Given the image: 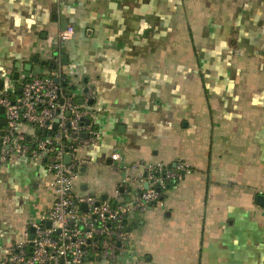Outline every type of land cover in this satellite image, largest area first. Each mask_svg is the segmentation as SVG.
<instances>
[{
    "label": "crops",
    "instance_id": "1",
    "mask_svg": "<svg viewBox=\"0 0 264 264\" xmlns=\"http://www.w3.org/2000/svg\"><path fill=\"white\" fill-rule=\"evenodd\" d=\"M28 63L95 91L101 135L76 151L77 195L130 202L125 166L191 168L131 213L129 242L103 264H264V0H0V98ZM19 132L34 144L38 131ZM49 179L45 159L0 161V264L51 206Z\"/></svg>",
    "mask_w": 264,
    "mask_h": 264
},
{
    "label": "built area",
    "instance_id": "2",
    "mask_svg": "<svg viewBox=\"0 0 264 264\" xmlns=\"http://www.w3.org/2000/svg\"><path fill=\"white\" fill-rule=\"evenodd\" d=\"M74 33L75 27L70 24L60 31L59 40L65 42ZM63 78L74 88L65 89L61 85ZM20 87V92L13 88L0 98L7 120L0 128V161L7 163L14 156L47 160L50 179L46 185L53 199L47 212L35 224L32 243L29 238L16 242L5 264L113 262L129 242L131 213L144 212L160 204L170 183L182 179L191 171L190 166L185 162L171 167L164 162L139 161L125 166L120 186L132 197L130 202L123 197L114 201L77 195L75 181L79 163L74 160L76 151L81 144L98 145L101 135L91 120L95 110L89 100L95 97L94 89L63 68L32 71L21 78ZM11 91L16 93L14 99ZM81 95H84L83 103L79 101ZM84 118L89 119V124ZM22 123L42 132V135L37 134L33 145L19 132ZM83 132L87 133L86 138L81 137ZM67 155L72 157L70 163L65 161ZM112 159L120 161L122 158L115 152ZM117 193L121 194L120 190L117 189ZM82 204H87V210L81 208Z\"/></svg>",
    "mask_w": 264,
    "mask_h": 264
},
{
    "label": "water",
    "instance_id": "3",
    "mask_svg": "<svg viewBox=\"0 0 264 264\" xmlns=\"http://www.w3.org/2000/svg\"><path fill=\"white\" fill-rule=\"evenodd\" d=\"M57 53H58V52H55V54H57ZM39 62L41 63L42 66H46V64H47V61H46V60H40L39 55H34L33 58H32V63H39ZM32 63H28V64L25 66V69H26L27 71H32V69H33V64H32ZM49 65H50V66H53L52 64H49ZM18 67H20V65H18ZM19 76H20V71H16L15 74H14V79H18ZM55 79H56V81L59 80L58 78H55ZM20 91H21V88H19V92H20ZM79 101H80L81 103L84 102L83 98H82V99H79ZM89 103H90V104H93V101L90 100ZM83 121H84L86 124H89V119H88V118H84ZM6 123H7V120H6V117H5V108H4L2 105H0V128H2L3 126H5ZM56 128H57V124L54 125V129H56ZM81 137H82V138H86V137H87V133H86V132H83V133L81 134ZM71 159H72L71 155H67V156L65 157V161H66V163H70V162H71ZM174 165H176V163H174ZM145 175H146V173H145ZM146 186H148V184H146ZM101 199L106 200V199H107V196L104 195V196H102ZM81 208H82L83 210H87V204H82V205H81ZM48 225H50V223H48ZM128 230H129V228H128ZM59 231H60V230H59ZM34 234H35V226H32V227L30 228V236H29L30 243H32V240H33V238H34Z\"/></svg>",
    "mask_w": 264,
    "mask_h": 264
},
{
    "label": "trees",
    "instance_id": "4",
    "mask_svg": "<svg viewBox=\"0 0 264 264\" xmlns=\"http://www.w3.org/2000/svg\"><path fill=\"white\" fill-rule=\"evenodd\" d=\"M61 85H62L65 89H69V90H70L71 88H74V87H72L71 84H69L68 80H66V79L64 80V78L61 80ZM78 98H79V97H78ZM37 134H38V135H42V132H39V131H38ZM170 166H171V167H175V165L172 164V163H170ZM177 182H178V180H176V181H174V182H171L168 188H170L171 185H173V184H175V183H177ZM168 188H167V189H168ZM167 189H166V190H167ZM166 190H165V191H166ZM164 196H165V192H164V194H163V198H164ZM113 200L115 201V199H113ZM90 259H91V258H89V260H90Z\"/></svg>",
    "mask_w": 264,
    "mask_h": 264
},
{
    "label": "rangeland",
    "instance_id": "5",
    "mask_svg": "<svg viewBox=\"0 0 264 264\" xmlns=\"http://www.w3.org/2000/svg\"><path fill=\"white\" fill-rule=\"evenodd\" d=\"M263 201H264V196L261 195V196L258 198V202H259V203H262Z\"/></svg>",
    "mask_w": 264,
    "mask_h": 264
}]
</instances>
